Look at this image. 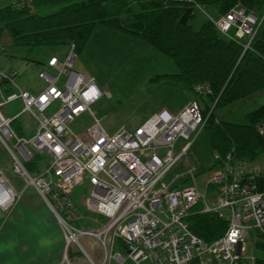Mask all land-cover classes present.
I'll list each match as a JSON object with an SVG mask.
<instances>
[{
  "label": "built area",
  "instance_id": "1",
  "mask_svg": "<svg viewBox=\"0 0 264 264\" xmlns=\"http://www.w3.org/2000/svg\"><path fill=\"white\" fill-rule=\"evenodd\" d=\"M212 20L223 34L249 48L264 23V13L238 2ZM69 48L65 58L52 55L40 70L47 86L38 93L16 82L18 71L0 69V147L9 155L13 173L34 186L55 214L65 237L60 264H73L68 252L73 254L75 246L84 251V238L97 240L104 250V258L90 259L91 264H110L112 259L120 264L128 260L132 264H256L257 256H248L246 246L249 230L256 240L257 234L264 237V182L254 161L232 152L215 153V168L204 178H198L197 168L191 166L165 181L207 122L209 113L204 115L197 99L178 112L162 108L134 129L122 126L109 134L95 117L85 132L76 133L70 123L86 112L93 115L91 105L105 92L93 75L73 69L78 55L74 44ZM193 90L201 96L212 94L209 82L195 83ZM18 98L22 111L30 112L36 122L29 138L19 136L13 127L18 114L6 117L2 112L6 103ZM54 102L58 109L47 115ZM256 129L264 139V119ZM180 137L187 141L177 148ZM37 155H43L46 163L33 173L26 162ZM0 175V206L7 209L19 194L2 168ZM86 180L91 186L83 198L86 209L106 218L99 228L78 224L84 216L72 194ZM196 211L226 220L224 234L206 242L192 232L187 218ZM116 238L125 244L126 257L112 253Z\"/></svg>",
  "mask_w": 264,
  "mask_h": 264
},
{
  "label": "trees",
  "instance_id": "2",
  "mask_svg": "<svg viewBox=\"0 0 264 264\" xmlns=\"http://www.w3.org/2000/svg\"><path fill=\"white\" fill-rule=\"evenodd\" d=\"M42 5L67 2L49 14L32 11ZM16 7H0V38L7 30L12 44L36 48L75 45L76 53L87 44L95 29L105 27L139 38L171 58L177 73L164 74L175 83L193 89L195 83L209 82L210 98L216 102L204 126L202 138L204 164L215 168L213 155L232 152L237 157L255 161L264 153V139L256 125L264 119V104L248 113L245 123L219 119L215 111L264 91V23L249 48L223 34L212 19L198 29L192 21L195 5L211 4L219 15L238 2L264 13V0H31ZM62 2V3H61ZM32 8H31V7ZM195 93V92H194ZM205 97L194 94L208 115ZM205 101H204V100ZM204 104V105H203ZM206 107V108H205ZM210 109V108H209ZM42 165L28 163L27 168L40 171ZM261 180L264 182V175ZM189 228L206 242L219 239L227 228L226 220L215 213L196 211L187 218ZM256 246L261 254L256 264H264V237L257 234ZM125 245V244H124Z\"/></svg>",
  "mask_w": 264,
  "mask_h": 264
},
{
  "label": "rangeland",
  "instance_id": "3",
  "mask_svg": "<svg viewBox=\"0 0 264 264\" xmlns=\"http://www.w3.org/2000/svg\"><path fill=\"white\" fill-rule=\"evenodd\" d=\"M10 1L12 0H0V6H5ZM22 2L30 3L31 0H23ZM18 3H15L16 7L22 6L21 2ZM66 3L49 5L37 3L34 7L31 2L30 4L33 8L30 7L37 14H49L59 10ZM195 7V17L192 21L194 29H198L209 18L207 13L211 14L213 18L219 16L217 10L211 4H202L201 6L196 4ZM3 32L5 34L0 42V60H2V63L0 62V69L7 68L5 70H8V68L12 67L10 69L16 70L19 73L16 80L18 84L31 90V92H40L47 86V83L39 77L40 70L45 67L46 62L52 55L65 58L70 52L69 46L66 44L36 48L15 46L8 37L7 30ZM77 55L78 57L73 69L80 73H90L93 75L97 84L105 92L99 100L91 105V111L94 116L86 112L70 123L71 128L78 134L85 132L95 122V117L101 119L102 126L109 134L116 133L122 126L134 129L160 109L166 107L172 112H178L183 108L185 103L194 98L195 93L193 89H187L182 84L175 83L170 77L164 75L178 72L174 61L154 47L143 44L139 38L130 34L105 27L97 28L91 34L83 49L77 52ZM64 79L65 76H63L62 81ZM10 91H17V89L11 88ZM205 100L210 115L214 109L215 102L210 96H206ZM263 104L264 91L251 95L232 105L218 108L215 114L221 120L245 123L248 113ZM58 107L59 103L54 102L47 109L46 114H52ZM22 108V99L18 98L6 103L2 107V112L6 117H13L18 114L13 127L19 136L29 138L36 131V122L32 114L30 112H23ZM209 108L213 109L210 111ZM186 141L180 137L176 147L179 148ZM13 143H16L15 138L10 142L11 145ZM204 150L202 138L198 137L191 146L187 156L182 158L166 175L165 181L169 182L172 176L183 173L191 166L197 168L199 172L198 178H204L209 173L208 170H210L204 164ZM28 163H34L37 166L42 165V170L46 160L43 155H37L33 161L26 162V166ZM254 164L257 166L259 173L264 175V153L256 158ZM0 168L3 169L4 175H7L13 183H17V186L23 185L21 182L23 180L22 177L13 173L9 155L4 147H0ZM29 171L33 173L39 172ZM90 187L87 180L77 185L72 198L84 216L78 224L99 228L100 224L106 221V218L86 209L83 202V198L88 195ZM201 190L204 191L203 187H201ZM255 241V232L249 230L246 237L248 256L261 254L255 246ZM82 244L85 248L84 251L79 246H75L73 254L71 251L68 252L69 257L73 258L71 259L73 264H91L90 259L101 260L104 258V250L97 240L84 238ZM127 252L123 241L120 238H116L112 246V253H120L126 257ZM63 253L65 254V252ZM110 264L120 263L116 259H112ZM126 264L132 263L128 260Z\"/></svg>",
  "mask_w": 264,
  "mask_h": 264
},
{
  "label": "crops",
  "instance_id": "4",
  "mask_svg": "<svg viewBox=\"0 0 264 264\" xmlns=\"http://www.w3.org/2000/svg\"><path fill=\"white\" fill-rule=\"evenodd\" d=\"M22 1L12 0L8 4ZM5 177L19 195L12 207L0 206V264H60L65 241L55 214L34 186L26 185L24 180L23 185L17 186L7 175Z\"/></svg>",
  "mask_w": 264,
  "mask_h": 264
},
{
  "label": "snow or ice",
  "instance_id": "5",
  "mask_svg": "<svg viewBox=\"0 0 264 264\" xmlns=\"http://www.w3.org/2000/svg\"><path fill=\"white\" fill-rule=\"evenodd\" d=\"M91 95H93V96L96 95L95 89L92 90ZM43 99H46V98H43ZM236 235H237V233H235V232L232 233V237H235Z\"/></svg>",
  "mask_w": 264,
  "mask_h": 264
},
{
  "label": "clouds",
  "instance_id": "6",
  "mask_svg": "<svg viewBox=\"0 0 264 264\" xmlns=\"http://www.w3.org/2000/svg\"><path fill=\"white\" fill-rule=\"evenodd\" d=\"M0 203H3V200H0Z\"/></svg>",
  "mask_w": 264,
  "mask_h": 264
}]
</instances>
